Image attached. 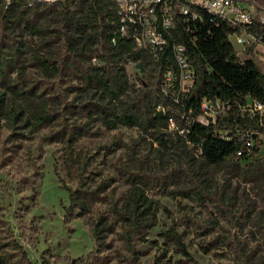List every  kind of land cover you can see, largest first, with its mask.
<instances>
[{"label": "trees", "instance_id": "1", "mask_svg": "<svg viewBox=\"0 0 264 264\" xmlns=\"http://www.w3.org/2000/svg\"><path fill=\"white\" fill-rule=\"evenodd\" d=\"M115 18L110 0L31 5L17 0L7 7L0 0V53L12 55L8 59L22 66L10 89L34 127L51 125L59 112V139L71 144L62 160L68 180L75 184L68 186L61 179L70 199L67 216L81 217L89 225L99 264H110L113 259L116 264H143L151 250L139 249L140 243L158 250L153 264H198L180 225L204 239L199 244L204 254L230 260L227 264H264V153H259L257 142L249 159L236 156L242 142L216 132L235 124L243 129L255 127V119L240 114L235 103H246L248 96L264 102V74L252 59L236 57L230 40L232 26L207 15L197 24L195 43L187 34L179 35L188 46L196 78L177 104L162 93L165 73L169 69L178 73L174 40L152 67L149 56L133 50L125 38L118 36V43L111 44ZM130 62L142 64L139 82L130 78ZM27 65L45 80L68 79L66 88L59 87L58 109L38 91ZM178 89L176 82L172 91ZM215 97L235 104L230 118L219 126L199 122L202 100ZM66 111L79 112L85 122L67 125L61 115ZM170 118L189 132L182 135L171 130ZM95 120L106 129L136 130L125 160L115 159L113 146L91 153L73 145L75 139L91 133ZM198 144L202 148L199 157ZM155 190L182 208L185 200L197 204L205 216L198 220L183 216L160 233L162 243L151 239L159 212L167 211L152 195ZM102 202L108 204V211L94 216L93 206ZM173 253L180 257L174 260ZM0 264H7L2 256Z\"/></svg>", "mask_w": 264, "mask_h": 264}, {"label": "rangeland", "instance_id": "2", "mask_svg": "<svg viewBox=\"0 0 264 264\" xmlns=\"http://www.w3.org/2000/svg\"><path fill=\"white\" fill-rule=\"evenodd\" d=\"M260 51L264 52V48ZM10 56L0 53V256L7 264H99L89 225L81 217L67 216L66 207L70 199L61 179L68 186L75 187V184L68 180L62 167V160L71 144L59 139V112L58 119L51 125H31L22 104L10 89L17 83V70L22 67L9 60ZM27 67L35 75L38 91L44 93L52 105L55 102L58 109L59 87L66 88L68 79L45 80L34 67ZM127 71L131 80H135V74H140L132 65L127 66ZM138 78L140 75H137ZM90 95L94 97L96 92L92 91ZM68 97L71 100L73 94ZM61 115L67 125L86 120L79 112L66 111ZM92 124L91 133L75 139L73 145H82L91 153L100 147L113 146L115 159L125 160L127 146L131 138L137 136L136 130L128 127L106 129L97 120ZM117 143L121 144L120 148L116 147ZM102 159L103 155L97 161ZM152 195L167 209L159 212L158 224L150 231V238L160 243L163 241L160 233L173 222H181L183 216L192 220L205 216L197 204L187 200L183 201L186 207L182 208L177 201L157 190ZM100 211H108V204L102 202L93 206L94 216ZM179 231L185 232L188 249L198 264L230 262L202 253L199 244L204 239L196 237L184 226L180 225ZM138 248L151 250L142 263L153 264L158 250L142 243ZM108 254L112 256V252L108 251ZM179 257V254L173 253L174 260ZM110 264H116V260L113 259Z\"/></svg>", "mask_w": 264, "mask_h": 264}, {"label": "built area", "instance_id": "3", "mask_svg": "<svg viewBox=\"0 0 264 264\" xmlns=\"http://www.w3.org/2000/svg\"><path fill=\"white\" fill-rule=\"evenodd\" d=\"M9 6L17 0H3ZM30 5L34 2H55L58 0H26ZM60 1V0H59ZM114 5L115 25L111 35L112 45L118 43V36L130 41L133 50L147 54L152 67L156 66L171 39L173 43L174 62L178 73L169 69L164 75L162 88L163 96L171 98L180 104L194 85L196 71L189 59L188 46L181 41L179 35L185 33L192 43L196 42V27L202 23L205 16L210 15L230 24L233 32L230 40L235 48L239 60L252 59L264 74V0H110ZM180 26L181 30L178 31ZM98 63L97 57L93 58ZM142 76L138 64L130 62ZM178 82L179 89L173 90ZM238 105L239 113L255 119V127L240 128L222 127L216 130L217 134L227 140H240L242 145L236 156L245 155L249 159L257 142L260 143L259 153H264V102L247 97L246 103ZM231 101L218 97L205 98L200 105V114L196 118L199 122L219 126L230 118L235 105ZM170 129L178 130L182 135L189 132L187 127H179L177 122L170 118ZM197 156L202 155L201 145L196 146Z\"/></svg>", "mask_w": 264, "mask_h": 264}, {"label": "water", "instance_id": "4", "mask_svg": "<svg viewBox=\"0 0 264 264\" xmlns=\"http://www.w3.org/2000/svg\"><path fill=\"white\" fill-rule=\"evenodd\" d=\"M137 66H138L140 69L142 68V64H138Z\"/></svg>", "mask_w": 264, "mask_h": 264}]
</instances>
